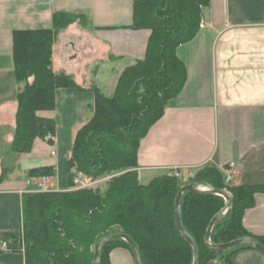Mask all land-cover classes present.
<instances>
[{
	"label": "trees",
	"instance_id": "trees-1",
	"mask_svg": "<svg viewBox=\"0 0 264 264\" xmlns=\"http://www.w3.org/2000/svg\"><path fill=\"white\" fill-rule=\"evenodd\" d=\"M209 3L133 0L131 27L151 30L145 57L123 70L112 96L91 86L94 113L77 131L67 161L71 185L78 172L94 178L111 177L94 187L23 193V223L11 234L9 250L22 249L25 264H94L96 244L118 233L136 242L142 264H194L193 248L175 219L178 192L189 183L227 191L232 198L231 207L211 233L212 242L250 236L264 246V234H252L243 222L245 210L255 205V195L264 193V183L225 184L223 172L214 166L199 168L187 181L170 169L143 183L137 170L141 140L187 80V68L177 55V47L196 36ZM87 20L84 13L58 10L53 12L51 28L13 30L15 79L23 83L17 93L13 151L30 152L36 139L55 136L57 88L83 90L72 74L54 71L53 45L61 31L74 23L84 25ZM47 140L53 143V139ZM54 174L55 167L49 165L29 170L33 177ZM225 203L220 194L185 191L182 195L181 221L197 244L198 264H211L216 258L233 264L237 251L257 249L243 243L218 254L208 247L207 228ZM18 231L23 232L24 249L16 244L14 233ZM115 247L132 251L123 238L108 241L100 248L101 264H111L110 252Z\"/></svg>",
	"mask_w": 264,
	"mask_h": 264
},
{
	"label": "crops",
	"instance_id": "crops-1",
	"mask_svg": "<svg viewBox=\"0 0 264 264\" xmlns=\"http://www.w3.org/2000/svg\"><path fill=\"white\" fill-rule=\"evenodd\" d=\"M58 10L88 17L86 24L63 30L53 45L54 71L72 74L83 90L57 88L52 144L38 138L30 152H17L18 170L0 160V242L11 244V234L22 226L23 193L36 189L27 182L36 178L30 169L54 166L50 177L56 190L73 187L67 161L77 131L94 113L91 86L112 96L123 70L146 54L151 30L131 27L133 0H0V143L11 148L23 85L15 79L12 32L51 28ZM177 55L187 80L141 140V182L170 169L188 179L197 169L214 166L224 176L232 169V184L264 183V0H210L198 33L177 47ZM243 222L252 234H264V193L255 195ZM110 261L136 264L126 247L112 249ZM232 262L264 264V255L246 248L234 253ZM0 264H25L24 251L0 249Z\"/></svg>",
	"mask_w": 264,
	"mask_h": 264
},
{
	"label": "water",
	"instance_id": "water-1",
	"mask_svg": "<svg viewBox=\"0 0 264 264\" xmlns=\"http://www.w3.org/2000/svg\"><path fill=\"white\" fill-rule=\"evenodd\" d=\"M185 191H194V192H201V193H213V194H220L224 196L226 203L223 206V208L212 218L207 231L205 235V241L208 245V247L214 251L215 253H223L225 250L233 248L239 244L243 243H250L254 245L263 255H264V246L260 243L259 240H257L254 237L250 236H243L239 237L233 240H230L228 242H223V243H214L211 241V233L213 229L215 228L216 224L218 223L219 219L225 214V212L231 207L232 205V198L230 194L227 191L224 190H219V189H209V188H204L200 186H195L192 183L185 184L181 187L180 191L178 192L177 198H176V214H175V219H176V224L177 227L180 229V231L184 234L186 239L190 242L193 252H194V264H198L199 262V254H198V247L193 238L189 236L181 221V209H180V204H181V199L182 195ZM123 238L126 240L132 249L136 264H142V260L139 254V249L136 244V242L127 234L125 233H118V234H110L104 238H102L95 246V251H94V264H101L100 262V248L107 243L108 241H111L113 239H119Z\"/></svg>",
	"mask_w": 264,
	"mask_h": 264
},
{
	"label": "built area",
	"instance_id": "built-area-1",
	"mask_svg": "<svg viewBox=\"0 0 264 264\" xmlns=\"http://www.w3.org/2000/svg\"><path fill=\"white\" fill-rule=\"evenodd\" d=\"M54 139V136L52 135H48L46 137V139ZM55 154V151H52V155ZM231 166H233V163L231 164ZM233 170H229L228 173L225 176V179L227 180V183L229 181H231V177H232V172ZM176 175L180 176L179 172H174ZM102 179L104 178H94L90 175H84L82 173H77L74 176L73 179V187L72 188H87V187H93L96 186L97 184H99ZM28 183H32L34 182L36 184V189L34 191H39V192H53V191H58L56 190V188L53 186L52 181H51V177L50 176H37L36 178L29 179L27 181ZM9 241L8 240H4L0 242V249L1 250H8L9 249ZM24 249V245L22 247Z\"/></svg>",
	"mask_w": 264,
	"mask_h": 264
},
{
	"label": "rangeland",
	"instance_id": "rangeland-1",
	"mask_svg": "<svg viewBox=\"0 0 264 264\" xmlns=\"http://www.w3.org/2000/svg\"><path fill=\"white\" fill-rule=\"evenodd\" d=\"M62 32V31H61ZM60 32V33H61ZM5 155V156H4ZM2 156L4 158H2ZM18 153L13 151L8 144H5V143H0V160L3 162V165H7V166H12L14 165L15 166V170H18ZM1 168H0V172H1ZM198 170V169H197ZM196 170V171H197ZM195 171V172H196ZM195 172H194V175H195ZM174 173V172H173ZM175 174V173H174ZM176 175V174H175ZM193 175V176H194ZM192 176V177H193ZM111 176H105V177H102L104 179H102V181L99 183L102 184L104 183L108 178H110ZM190 179V178H188ZM188 179H183V181H187ZM224 182L225 184H228V185H232V183H230V181L227 183V180L225 179V176H224ZM186 183V182H185ZM98 185V184H97ZM96 185V186H97ZM94 187V186H93ZM200 187H204V188H208V186H201ZM21 231V230H20ZM16 232L14 233V237L16 238V244H18V247H23L24 245V236H23V232ZM9 241V240H8ZM10 243V242H9ZM211 264H223L222 260L220 258H216L214 261L211 262Z\"/></svg>",
	"mask_w": 264,
	"mask_h": 264
}]
</instances>
